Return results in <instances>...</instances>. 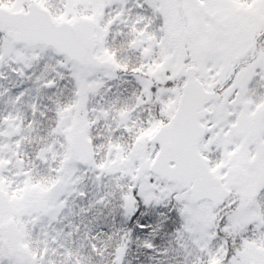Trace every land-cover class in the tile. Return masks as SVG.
I'll use <instances>...</instances> for the list:
<instances>
[{"label":"snow or ice","instance_id":"1","mask_svg":"<svg viewBox=\"0 0 264 264\" xmlns=\"http://www.w3.org/2000/svg\"><path fill=\"white\" fill-rule=\"evenodd\" d=\"M0 264H264V0H0Z\"/></svg>","mask_w":264,"mask_h":264}]
</instances>
